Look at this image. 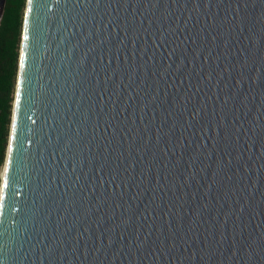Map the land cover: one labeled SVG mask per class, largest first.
I'll use <instances>...</instances> for the list:
<instances>
[{
    "label": "water",
    "instance_id": "1",
    "mask_svg": "<svg viewBox=\"0 0 264 264\" xmlns=\"http://www.w3.org/2000/svg\"><path fill=\"white\" fill-rule=\"evenodd\" d=\"M4 169L0 264H264V0H27Z\"/></svg>",
    "mask_w": 264,
    "mask_h": 264
},
{
    "label": "trees",
    "instance_id": "2",
    "mask_svg": "<svg viewBox=\"0 0 264 264\" xmlns=\"http://www.w3.org/2000/svg\"><path fill=\"white\" fill-rule=\"evenodd\" d=\"M27 0H7L0 21V187L7 157Z\"/></svg>",
    "mask_w": 264,
    "mask_h": 264
},
{
    "label": "snow or ice",
    "instance_id": "3",
    "mask_svg": "<svg viewBox=\"0 0 264 264\" xmlns=\"http://www.w3.org/2000/svg\"><path fill=\"white\" fill-rule=\"evenodd\" d=\"M29 2H30V0H29ZM21 56H23V53H21ZM10 148H11V146H10ZM4 171L7 172V167H5Z\"/></svg>",
    "mask_w": 264,
    "mask_h": 264
},
{
    "label": "rangeland",
    "instance_id": "4",
    "mask_svg": "<svg viewBox=\"0 0 264 264\" xmlns=\"http://www.w3.org/2000/svg\"><path fill=\"white\" fill-rule=\"evenodd\" d=\"M1 176H2V174H1Z\"/></svg>",
    "mask_w": 264,
    "mask_h": 264
}]
</instances>
